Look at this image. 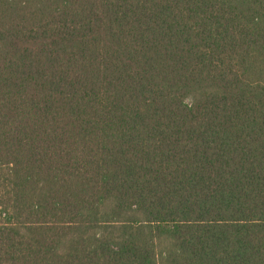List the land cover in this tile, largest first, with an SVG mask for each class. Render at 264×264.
I'll use <instances>...</instances> for the list:
<instances>
[{"label": "trees", "instance_id": "1", "mask_svg": "<svg viewBox=\"0 0 264 264\" xmlns=\"http://www.w3.org/2000/svg\"><path fill=\"white\" fill-rule=\"evenodd\" d=\"M0 264H264V0H0Z\"/></svg>", "mask_w": 264, "mask_h": 264}]
</instances>
